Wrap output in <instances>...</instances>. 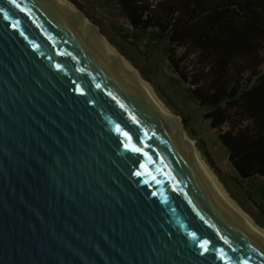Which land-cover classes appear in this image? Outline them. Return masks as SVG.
<instances>
[{"label":"water","instance_id":"obj_1","mask_svg":"<svg viewBox=\"0 0 264 264\" xmlns=\"http://www.w3.org/2000/svg\"><path fill=\"white\" fill-rule=\"evenodd\" d=\"M0 264H264L176 119L63 0H0Z\"/></svg>","mask_w":264,"mask_h":264},{"label":"trees","instance_id":"obj_2","mask_svg":"<svg viewBox=\"0 0 264 264\" xmlns=\"http://www.w3.org/2000/svg\"><path fill=\"white\" fill-rule=\"evenodd\" d=\"M71 1L90 12L82 1ZM99 2L118 8L136 29L133 39L124 34L134 47H129L134 55L114 44L139 66L144 78L148 77L140 62H151L156 54L154 64L158 68L160 58L169 60L178 74L170 78L185 88L190 104L204 109L209 126L220 130L219 138L236 173L231 180H222L264 227V0ZM141 41L148 51L138 44ZM180 47L184 53L178 57ZM190 56L196 61L187 69L180 60ZM156 90L163 99L161 87ZM164 100L171 110L184 114L177 112L173 102ZM224 124L229 128L223 130ZM188 130L195 138L191 127Z\"/></svg>","mask_w":264,"mask_h":264},{"label":"rangeland","instance_id":"obj_3","mask_svg":"<svg viewBox=\"0 0 264 264\" xmlns=\"http://www.w3.org/2000/svg\"><path fill=\"white\" fill-rule=\"evenodd\" d=\"M69 1L73 3L93 25L97 26L100 30V33L108 40V42L113 47H115L116 50L121 55H123L136 70H138L142 79L151 85L158 98L165 104L167 108L170 109L164 99H168V101L173 102L178 109L177 112L184 113L178 114L170 109L171 112L180 119L183 129L186 131L189 137L190 135L188 129L191 127V131L195 134V138H190L194 141V144L199 151L200 157L206 166H208V169L212 172L218 183L221 185L222 189L256 223L254 216L248 212L235 197L231 195L228 186L222 180L223 178L231 180L230 177L235 176L236 173L229 160L228 150L219 138L220 130L218 128H211L209 126V122L205 118L204 109H202V107H200L198 104H190L189 101H187V97L185 96V88L180 84L178 85L170 78L171 76H177L178 74L174 72L173 68L170 66L169 60L166 57L160 58L159 67L156 68V65L154 64L157 59V57H155L156 54L152 55L153 57L151 62L144 61L141 63L140 59H137V61L140 62V66L143 67L144 73L148 77L144 78L139 66L132 62L128 55L124 52L129 51L128 54L134 53L133 50L129 49V47H134L129 44L128 40L124 39V34H129L130 39H133L136 29H134V27L129 23L127 18L123 16L119 9L113 5L104 6L101 4V2H99V0H80L90 11L86 12L81 10L73 1ZM88 13L91 14V16H88ZM92 16L96 17L100 23L94 22ZM114 42L122 47L124 51L120 50L119 47L114 44ZM138 44L142 46L143 50H149L144 41H141ZM183 53L184 48L180 47L177 51V56L180 57ZM195 61L196 60L193 59V56L188 58L183 57L182 60H180L182 65L187 66V69H191ZM187 85L188 84H185V86ZM157 86L161 87L163 91V94H161L163 99L156 90ZM228 128V124H224L222 126L223 130ZM257 216L261 219L258 214ZM262 228L264 229V227Z\"/></svg>","mask_w":264,"mask_h":264},{"label":"bare ground","instance_id":"obj_4","mask_svg":"<svg viewBox=\"0 0 264 264\" xmlns=\"http://www.w3.org/2000/svg\"><path fill=\"white\" fill-rule=\"evenodd\" d=\"M78 16H80L82 18V20L90 27V29L95 32L103 41V43L106 45V47L110 50V52L118 59V61L130 72L132 73L139 81L140 83L157 99L159 100L161 103H163L158 96L156 95V93L154 92L153 88L151 87V85L145 81L144 79H142V77L140 76V73L138 72V70H136L131 64L130 62L123 56L121 55L115 47H113L108 40L100 33L99 29L97 28V26L93 25L89 19H87V17L85 15H83V13H81V11H79L76 6L71 3L69 0H63ZM164 104V103H163ZM165 106V104H164ZM166 107V106H165ZM167 108V107H166ZM168 111L172 114V116L176 119V121L178 122V124L180 125V127L182 128V130L184 131V133L186 134V136L188 137L193 149L195 150V152L197 153V155L200 157L199 151L196 148L194 141L188 136V134L186 133V131L183 129L182 127V123L180 121V119L171 112V110L169 108H167ZM200 159L202 160V158L200 157ZM203 162V160H202ZM204 163V162H203ZM204 165L206 166V164L204 163ZM206 168L208 169V166H206ZM208 171L210 172V174L212 175L215 183L219 186V188L223 191V193L227 196V198L229 199V201L232 203V205L237 209V211L247 220L249 221L251 224H253L263 235H264V229L262 227H260L258 224H256L254 222V220L245 212L242 210V208L237 205L235 203V201L233 199H231L229 197V195L222 189L221 185L218 183V181L216 180V178L214 177V175L212 174V172L208 169Z\"/></svg>","mask_w":264,"mask_h":264}]
</instances>
